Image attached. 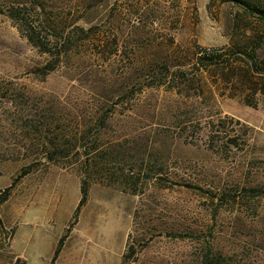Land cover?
I'll use <instances>...</instances> for the list:
<instances>
[{
  "label": "rangeland",
  "instance_id": "1",
  "mask_svg": "<svg viewBox=\"0 0 264 264\" xmlns=\"http://www.w3.org/2000/svg\"><path fill=\"white\" fill-rule=\"evenodd\" d=\"M10 1L51 34L78 25L88 39L49 72ZM250 4L264 0H0V264H202L211 251L264 264V78L234 84L245 63L226 50L204 92L141 72L227 46L264 58ZM211 122L237 132L235 148L212 146ZM87 135L100 164L79 156ZM54 144L70 154L50 161Z\"/></svg>",
  "mask_w": 264,
  "mask_h": 264
},
{
  "label": "trees",
  "instance_id": "2",
  "mask_svg": "<svg viewBox=\"0 0 264 264\" xmlns=\"http://www.w3.org/2000/svg\"><path fill=\"white\" fill-rule=\"evenodd\" d=\"M5 5V13L11 20L16 22L30 44L33 47L37 48L42 54L50 57L53 65L48 68L49 72L53 71L57 66L56 61L60 62L62 58L69 56L70 51L74 49L78 44V38L83 40L88 39L84 38L83 35H87L89 33V30L78 25H76L72 31H68L64 26H60V24H57L55 28L53 27V33L51 34L46 30V28L42 27V23L40 22V20L35 21L27 17L28 15H30V11L28 10L29 8H27L28 6L25 2L15 1L13 3L10 1L9 4L7 2ZM33 6L36 8L39 7V5ZM253 9L255 10V13L258 14L260 21L264 25V6L258 5L254 8L252 4H250L247 6V8H245L246 11H251ZM0 12H3V10H0ZM223 50H226L229 56L232 55L231 53L234 54L235 52V56L240 57V62L245 63L244 65L239 64L241 65L239 68L240 71L234 76V84L246 87L248 84L252 83V79L250 80L249 78L250 72H253L254 75H257V77L261 75V77L264 78V76H262L264 75V58H261V56L258 55L259 52L254 49L252 56H249L250 60L247 61L241 57V55L246 54L245 50L242 51L240 47L233 46H227L221 49H203L201 53L196 54L193 63H191L190 65L181 64L178 66L179 68L177 70H172L169 67L161 69L160 65L154 66L152 64L147 68V70H141V72H145V79H152L149 80L150 82L148 83V86L155 85L157 87H163L167 85L171 91H176L179 94H182L183 91H190L192 89L194 90L196 89V87L197 89L204 92V84L201 79V75H203V73H205L206 71H209V67L214 66L215 63L219 65L217 61H220L227 55L221 53ZM227 63L228 62H226L224 67L228 68L232 66V63ZM261 67L263 68L261 69ZM244 69H246V71ZM145 81L147 82V80ZM262 94L264 95V92ZM248 105L250 104L248 103ZM232 121L234 120L232 119ZM246 127L248 129V126ZM208 128V133L210 135V140L213 147H215L216 144L217 146H219V144L224 141L227 142V144H229L231 147H236L235 135L237 134V132L235 130H233L232 132L227 131V133H223L221 130V126H215L214 122H211V126ZM223 129H225V126L223 127ZM90 139L91 136L89 135L83 136V138H81V141H83L84 144L80 147L81 154H79V156L82 157L83 154L85 155L84 157H87L85 159V163H89L93 160L95 161L99 157V161L97 162V164H100L102 160L101 155L98 154L100 153V148H97L93 145L91 146V144L95 143L97 139L94 141H91ZM87 140L88 145H85V142ZM60 145L61 144H54L53 146H51V148H48V153L50 154V156H47L45 152V157H47V159H49L50 161H53L56 157H67V155L70 154L69 150L60 149ZM89 145L91 147H89ZM8 193L9 191L5 192L4 195H0V208L7 200ZM219 193L220 195L224 196L227 192L226 190H220ZM83 195L84 198L81 202V205L84 204L88 196V191L85 187L83 189ZM131 243L132 242L130 241V248L134 250V246ZM59 252L60 248L57 249L55 257H57ZM128 257L129 255H126L125 261L128 259ZM219 262H221L220 257L219 259L218 255L215 257L213 255V251L206 254L202 259V264H220Z\"/></svg>",
  "mask_w": 264,
  "mask_h": 264
}]
</instances>
